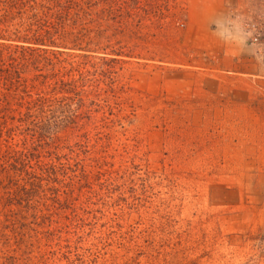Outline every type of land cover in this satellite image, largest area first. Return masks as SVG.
<instances>
[{
    "label": "rangeland",
    "instance_id": "obj_1",
    "mask_svg": "<svg viewBox=\"0 0 264 264\" xmlns=\"http://www.w3.org/2000/svg\"><path fill=\"white\" fill-rule=\"evenodd\" d=\"M140 1L143 29L118 72L124 99L111 98L115 115L56 157L68 166L35 227L41 245L49 220L68 233L45 257L264 264V0ZM1 174L3 264L27 239ZM34 235L26 247L36 252Z\"/></svg>",
    "mask_w": 264,
    "mask_h": 264
},
{
    "label": "trees",
    "instance_id": "obj_2",
    "mask_svg": "<svg viewBox=\"0 0 264 264\" xmlns=\"http://www.w3.org/2000/svg\"><path fill=\"white\" fill-rule=\"evenodd\" d=\"M139 2L0 0V170L8 182L4 199L10 207L17 205L26 246L34 233L40 245L36 252L18 246L3 264H55L54 254L51 261L45 257L44 246L61 251L68 232L57 219L49 220V238L41 245L36 227L39 213L48 215L40 207L54 193L51 180L68 166L56 157L70 138L99 132L107 115H115L111 98L117 97L118 72L124 59L133 57L130 51L136 46L129 41L143 29ZM119 92L126 95L127 88L121 86ZM64 178L72 180L70 174ZM12 225L19 237L16 223ZM7 236L1 234L4 240Z\"/></svg>",
    "mask_w": 264,
    "mask_h": 264
}]
</instances>
